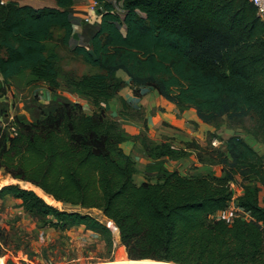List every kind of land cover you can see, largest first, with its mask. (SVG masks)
<instances>
[{
    "label": "trees",
    "instance_id": "1",
    "mask_svg": "<svg viewBox=\"0 0 264 264\" xmlns=\"http://www.w3.org/2000/svg\"><path fill=\"white\" fill-rule=\"evenodd\" d=\"M77 1L35 8L0 0V99L24 74L57 93L58 52L51 42L60 32L59 43L69 45ZM94 1L98 24L81 30L89 48L75 46L72 53L96 72L66 82L94 111L87 115L80 103L64 99L30 122H9L10 104L3 102L0 201L19 200L42 228L82 227L109 247L108 226L55 206L99 210L129 260L264 264V156L253 145L233 134L218 137L217 149L195 141L177 148L150 140L145 123V133L129 137L106 113L126 85L134 95L148 87L179 111L194 110L205 125L251 118L248 133L264 145V20L255 6L249 0ZM120 104L119 118H129L128 104ZM128 141L139 144L147 161L141 181L122 147ZM192 154L201 168H167ZM227 211L229 218L221 216ZM8 238L0 226V256Z\"/></svg>",
    "mask_w": 264,
    "mask_h": 264
},
{
    "label": "rangeland",
    "instance_id": "2",
    "mask_svg": "<svg viewBox=\"0 0 264 264\" xmlns=\"http://www.w3.org/2000/svg\"><path fill=\"white\" fill-rule=\"evenodd\" d=\"M14 1L19 4H28L35 8L49 6L50 4L54 5L53 0ZM109 2H111V0H109ZM73 10L74 13L72 14L73 17L71 18V22L73 23L74 33L69 45L64 47L59 43L60 32H55V37L51 42V45L57 47L58 52V62L56 66L59 72L60 85L57 93L51 92L43 83L29 82L30 78L27 74L13 79L0 99L1 109H5V103L10 104V113L6 116L9 122H14V119L17 117L24 122H30L37 117L40 111H51L56 106L57 102L64 99L76 101L75 95L71 94L66 88L67 80L96 72V69L84 63L81 57L75 56L72 53V49L75 46L89 48L86 40H82L81 37L82 26L87 32L96 28L100 15L95 16L89 13L91 10V0H80ZM116 11L122 16L120 9L117 8ZM88 14H90V16ZM85 18H88L87 22ZM125 87L129 86L126 85ZM129 89L131 88L129 87ZM117 102H119V97ZM121 110L120 102H112L110 104V109L108 110L107 108L106 113L111 119L113 118L111 113L115 112L119 115ZM124 112V114L133 117L132 121H141V124L144 125L143 114H140L138 110L132 109L129 104L128 109ZM0 126H2V124H0ZM254 127L255 121L251 118L233 122H229L227 119L222 118L216 121V123H213L211 129L214 131L213 133L207 132L205 134L204 142L209 144V148L217 149L219 147L217 146L218 137L225 139L232 134H237L241 135L251 145H255L254 149L260 155L264 156V145H258L248 133L249 130L254 129ZM194 128L199 132L200 129L197 126H194ZM140 133H145V131L141 129ZM146 134L150 140L153 139L148 131ZM212 139L216 140L214 144L211 142ZM162 141H165V139L161 134L157 135V140L155 139L153 142L159 143ZM178 144L179 146L184 144L183 146L186 147L185 143L180 142ZM173 145L176 147L177 144ZM136 146L138 147L139 153L143 156L139 145ZM191 156L180 162H170L168 166L169 169H179L185 166V169L180 171L188 172L192 166ZM198 168H201V166L198 165ZM215 169L218 170L216 167ZM4 177L6 176L0 171V183H2ZM136 179L137 181H141L143 179L142 174L141 176L138 175ZM260 195L261 198L264 199V190L261 191ZM55 207L61 211H76L82 214H89L100 223L108 226L111 230V245L108 247L100 236L82 227L72 228L65 232H60L49 227L42 228L40 227L39 220L22 210L19 200L8 198L0 201V226L9 235L7 246L3 250L2 256H0V264H160L155 260H128L125 249L119 242V236L115 237L114 225L112 222L108 221L99 210H85L64 205ZM229 213V211L224 212L221 216L229 218Z\"/></svg>",
    "mask_w": 264,
    "mask_h": 264
},
{
    "label": "crops",
    "instance_id": "3",
    "mask_svg": "<svg viewBox=\"0 0 264 264\" xmlns=\"http://www.w3.org/2000/svg\"><path fill=\"white\" fill-rule=\"evenodd\" d=\"M7 1L10 0H4V1L2 0V2H7ZM79 1L80 0H78L75 3L73 8L76 7ZM20 5H28V4H20ZM49 6L53 7L54 5L50 4ZM120 77L126 82H128V79L125 76H123L121 73H120ZM128 86L131 88L130 85ZM129 87H125V89H122L118 93L117 97L114 98L109 103L107 107L108 110L110 109V104L112 102L119 103L120 100H122L128 103L132 109L138 110L140 114H143L142 115L144 118L143 122L145 124L147 123L146 124L147 131L149 132L151 137H153V139L151 138L153 141L155 139L157 140V135L162 134V137L165 139V141H168L173 144H177L176 145L177 148H185L183 146L184 144L179 146L178 143L180 142L186 143L191 141H195L197 144H199L202 147L206 146V143L204 142L205 134L207 132L213 133L214 130L211 129L212 127L211 125L203 124L196 117L194 110L189 109L181 112L174 104L168 102L163 97L158 96L153 90H151L148 87H141L137 89L138 95H134V93H132L133 89L131 88L132 89L131 90L129 89ZM74 97L76 100L75 102L81 104L83 112L85 114L91 115L93 113L94 108L90 101L83 98H79L77 96ZM118 97H119V102H117ZM111 115L113 117L112 119L120 121L122 129L124 130V132H126V134L129 137L132 138L136 137L137 135L140 134L141 129L143 131V125L141 124V121L138 122L132 121L133 117L130 116L129 118L126 117L124 119H121L119 118V115H117L115 112L111 113ZM194 126H197L200 129L199 132L195 130ZM136 145L139 144L137 142L128 141L125 144H123L122 147L124 151L127 154H129L131 159L134 161L135 168L138 171V173L143 174L145 172V165L147 161L145 156L144 155L142 156L141 153H139L138 147ZM258 145L263 146V144L260 143H258ZM253 146L255 147V145ZM193 157L195 156H191L192 159L191 165L198 166L199 164L196 158ZM169 163L170 162L166 163L167 168H169L168 167ZM183 169H185V166L176 170L182 171ZM172 170H174V168ZM260 199H262L261 195H260Z\"/></svg>",
    "mask_w": 264,
    "mask_h": 264
},
{
    "label": "built area",
    "instance_id": "4",
    "mask_svg": "<svg viewBox=\"0 0 264 264\" xmlns=\"http://www.w3.org/2000/svg\"><path fill=\"white\" fill-rule=\"evenodd\" d=\"M256 8L257 10V16L261 19L264 20V0H249ZM101 12V9L98 7V4L96 1L91 0V10L89 11L90 14L99 16L97 14V11ZM90 14H88L90 16ZM85 21H88V18H85ZM102 106H104L102 104ZM216 140H212V144H214ZM217 146H220V143H217ZM264 190V189H263Z\"/></svg>",
    "mask_w": 264,
    "mask_h": 264
},
{
    "label": "bare ground",
    "instance_id": "5",
    "mask_svg": "<svg viewBox=\"0 0 264 264\" xmlns=\"http://www.w3.org/2000/svg\"><path fill=\"white\" fill-rule=\"evenodd\" d=\"M114 232H115V237H117V236H118V235H117V232H118V231H117L116 228H115V231H114Z\"/></svg>",
    "mask_w": 264,
    "mask_h": 264
},
{
    "label": "water",
    "instance_id": "6",
    "mask_svg": "<svg viewBox=\"0 0 264 264\" xmlns=\"http://www.w3.org/2000/svg\"><path fill=\"white\" fill-rule=\"evenodd\" d=\"M97 14L100 15V11H99V10L97 11ZM31 191H32V190H31ZM128 260H129V259H128ZM136 261H137V260H136Z\"/></svg>",
    "mask_w": 264,
    "mask_h": 264
}]
</instances>
